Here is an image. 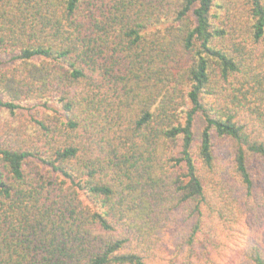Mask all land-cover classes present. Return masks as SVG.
Masks as SVG:
<instances>
[{
    "label": "trees",
    "instance_id": "1",
    "mask_svg": "<svg viewBox=\"0 0 264 264\" xmlns=\"http://www.w3.org/2000/svg\"><path fill=\"white\" fill-rule=\"evenodd\" d=\"M0 55V264L264 240V0H0Z\"/></svg>",
    "mask_w": 264,
    "mask_h": 264
},
{
    "label": "rangeland",
    "instance_id": "2",
    "mask_svg": "<svg viewBox=\"0 0 264 264\" xmlns=\"http://www.w3.org/2000/svg\"><path fill=\"white\" fill-rule=\"evenodd\" d=\"M15 64L12 57L0 55V68H9ZM5 119V112L0 108V128L2 127L3 121ZM203 127V122L201 119L197 122V135L198 137L201 134ZM251 218H247L243 222H246L238 227V231L235 233V236L231 239L232 242L229 243V246L224 248L223 256L219 259L221 264H240L242 258V250L248 241H261L264 244L263 235L261 228L253 225V222L250 221ZM166 244L164 245L162 251L155 258V261L152 264H169L170 257V246L174 241V236L166 238Z\"/></svg>",
    "mask_w": 264,
    "mask_h": 264
}]
</instances>
